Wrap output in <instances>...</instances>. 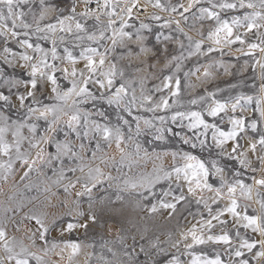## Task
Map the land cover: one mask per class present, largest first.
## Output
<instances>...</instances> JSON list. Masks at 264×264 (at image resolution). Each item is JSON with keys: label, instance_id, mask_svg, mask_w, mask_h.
Wrapping results in <instances>:
<instances>
[{"label": "rangeland", "instance_id": "rangeland-1", "mask_svg": "<svg viewBox=\"0 0 264 264\" xmlns=\"http://www.w3.org/2000/svg\"><path fill=\"white\" fill-rule=\"evenodd\" d=\"M212 2L237 7L212 8L209 0H107V7L105 0H27L15 8L23 13L13 18L15 28L13 20L0 21V96L7 98L0 99V146L7 148L0 150V264H15L8 257L21 248L29 264H192L194 258L200 264L217 258L220 264H264L256 255L264 252V236L243 220L256 217L264 226V185L256 183L264 180V19L251 30L244 19L264 16V7L260 0H244L245 7L240 0ZM201 8L216 12L219 21ZM224 21L231 39L239 35L243 44H226L223 31L209 38ZM82 53L95 61L94 74ZM41 58L56 70L43 69V77L38 72L33 89L31 68ZM73 83L75 91L66 96ZM121 86L119 103H109ZM81 87L90 95L77 96ZM216 104L223 110L208 115ZM192 111L220 131L235 130V139L217 146L213 128L189 129L188 119H171ZM73 115L79 121L69 127ZM233 119L244 121L243 131ZM196 161L208 170L200 186L183 173L177 178L176 167ZM232 200L238 217L224 211ZM193 234L205 242L195 243ZM225 234L229 243L208 240ZM243 241L256 246L249 250Z\"/></svg>", "mask_w": 264, "mask_h": 264}, {"label": "snow or ice", "instance_id": "snow-or-ice-1", "mask_svg": "<svg viewBox=\"0 0 264 264\" xmlns=\"http://www.w3.org/2000/svg\"><path fill=\"white\" fill-rule=\"evenodd\" d=\"M27 0H0V21H4V20H13V24H12V27L15 28L16 25H15V19H20L23 15V13L19 12V11H16L15 8L21 4V3H26ZM85 2H88V0H85ZM209 2L212 4V8H216V7H219L221 9H235L237 7V5L235 3H228V2H222V3H219V4H216V3H213L212 0H209ZM195 3H200V0H195ZM260 4L262 7H264V0H260ZM105 7H107V0H105ZM159 6V5H157ZM193 6L192 3H189L188 7L185 8L184 10L185 11H188L189 9H191ZM240 7H245V4H244V0H240ZM247 7L249 8H254L256 5L249 2L247 5ZM181 7H183V5H181ZM5 10H6V14H5ZM176 9L173 8V11H175ZM75 11V9L73 8V12ZM132 9L129 8L128 9V12L131 13ZM200 12L202 14H206L208 18H215L217 21H219V16L216 12L210 10L209 8H201L200 9ZM83 15V14H82ZM264 19V16H260L259 13L253 15L251 18L248 17V16H245L244 19L245 20H248L249 23L246 25L247 28L249 30H251L253 27H256L257 25L255 24V21L256 19ZM65 19H68V20H72L74 19L73 16H69V17H66ZM158 19V18H157ZM61 25V30L64 31V20L61 19L58 21ZM234 25H240V20L239 18H234L233 19V22H232ZM4 25H0V27H3ZM111 26V23L110 25ZM23 27L24 28H28L29 25L27 24H23ZM75 27L77 30H81L82 29V25L79 23V22H76L75 24ZM49 30L51 31H54L55 30V26L54 25H49ZM69 32L71 31V28L69 27L67 29ZM39 31V29H38ZM223 31L225 32V36H224V41L226 44H232V43H235V42H239L241 44H243L245 41L242 39L241 36L237 35L235 36V39H231V37L233 36V30H232V27L229 26V24L227 23V21H224L221 23L220 27L216 29V32L215 33H210L209 34V38H211L212 36H218L219 33ZM12 36L15 37L17 35V33L15 31H12ZM93 37H89V39H92ZM217 44L220 43V40L217 39L215 41ZM21 44L23 45H26L28 48H33V45L28 43L27 40H24V41H21L20 42ZM251 48H256L257 45L256 44H251L250 45ZM196 48L197 49H200L201 48V45L198 43L196 44ZM35 50L37 52L39 51H42L39 47V45H36L35 46ZM264 50V49H262ZM5 51H8V49L6 48ZM87 52H91L93 55L97 54L96 53V49L94 48H89V49H86ZM46 55V54H45ZM82 57L87 60V64L85 65V67L88 69V71L90 73H95L96 71V63L95 61L92 59L91 56H87V55H84L83 53L81 54ZM23 60L25 61H29L31 59H33V57H30L28 55H23L21 57ZM57 57H56V51H55V48L52 49V59L55 60ZM68 59L70 61H72L73 63H75V60L72 58L71 54L69 53L68 55ZM104 64V59H103V56L101 55V59L99 61V65L100 66H103ZM42 66V67H41ZM261 67L264 68V64H261ZM43 69H52V71L54 72L56 70V67L55 65H50L46 62L45 59L41 58L39 64H33L32 65V68H31V75L33 77V79L31 80V87L33 89H35L37 87V80L35 79L37 73L39 72L41 77L45 76L46 73L43 71ZM65 73L67 74V70H65ZM103 75L105 76H111V75H114V73H102ZM71 75L73 77L76 76V70L73 69L72 72H71ZM81 75H83V72H81ZM47 80L49 82H51L53 85L56 84V79L53 75H47ZM84 83L85 85L88 83V78H85L84 80ZM100 83V87L103 88L104 87V83L103 82H99ZM107 83L109 86L112 85L113 81L112 79H108L107 80ZM179 83V82H177ZM165 87H167V85H165ZM76 89V85L75 83H73V86L72 88H70L68 90V93H66L65 95H70L71 93H73ZM53 92H56V88L53 87ZM264 90V89H262ZM124 91L123 87L121 86L120 88H118L116 90V94H115V97L113 100H110L109 103H112V102H116V103H119V100H120V93ZM176 93H173V95H175ZM33 93L31 91L28 92V96H32ZM76 95L77 96H87V95H90V93H88V90L86 87H81L79 89L78 92H76ZM58 99H63V97H57ZM0 99H7L6 97H3V96H0ZM21 99V103H23V97L20 98ZM251 98H249L250 100ZM192 104H195L196 101L193 100L191 101ZM215 103V102H214ZM164 106L167 107V101H164ZM224 108V105L222 104H216L215 107L211 108L209 111H208V115L210 116H216L218 114V112L222 111ZM233 109H235V105H233ZM53 109L51 108H48L46 109V111L48 112H51ZM261 116L264 117V111H261ZM180 118V119H188L190 121V123L188 124V127L189 129H195V128H199V127H203L205 130H207L208 128H213V139L216 141V144L217 146H220L221 144H223L224 142H226L228 139H235L237 133L235 130L231 131V132H228V133H225L223 131H220L219 129H217L215 127V125H209L207 123H205L204 119H202L201 117V113L199 112H195V111H192V112H189V113H177L175 115H173L171 117V119L173 121H175L177 118ZM161 121H163L164 117H160ZM79 121V117L77 115H73L71 116L70 118V121H69V127H72L73 126V122H78ZM86 122V121H85ZM145 123H149L148 121H145ZM232 123L237 126L240 131H243V124H244V121L243 120H240V119H233L232 120ZM250 127H252L253 129H255V124L253 123L252 125H250ZM97 128H99V126L97 125ZM3 129H0V132H2ZM117 134L119 136V130L117 129ZM85 135H87V133H85ZM109 135V130L107 128L104 129V136L105 138L107 139ZM222 138V139H221ZM118 143H119V140H118ZM185 143H188L187 140H185ZM201 143H203V141H201ZM259 143L261 145H264V137H262L259 141ZM61 146L58 144L57 145V148L59 150ZM64 147H67L66 145ZM193 147H195V145L193 144ZM252 148L254 149L255 148V144L252 145ZM0 150H3V151H7V148L6 146H0ZM233 151H235V148H233ZM175 155V154H173ZM185 160H188V161H195L196 158L193 157V156H190V155H187L185 154L184 157H183ZM241 163H243V161H241ZM174 171L177 173V178H179V174L180 173H183L184 174V179L186 181H188L189 183H192L193 181L196 183L197 186H200V183H201V178H206L208 176V170L204 167V165L202 163H200L199 161H196L195 164H192V163H189L187 164L184 168H180V167H176L174 169ZM217 171H219V169H217ZM167 175V174H166ZM257 184H260V185H264V180H258L256 181ZM205 187H208V185H205ZM241 187L243 188L244 186L241 185ZM235 189L233 187H229L228 191L231 193L233 192ZM189 191L191 192L192 189L189 188ZM164 207H172L174 208L175 205L174 204H165ZM261 207L262 209H264V203L261 204ZM237 209V203L235 200H232V203H231V207H228L227 209H225L224 211H227L228 213H231L233 216H239L238 212L236 211ZM153 210H155L153 208ZM218 217H214V219H216ZM94 219V217H93ZM243 220L247 221V223L244 225V227H249V226H252L253 228V231H259L260 234L262 236H264V226H258L257 225V218L256 217H249L248 215H244L243 216ZM37 223H40L39 220H37ZM73 227L72 225H69V228ZM194 232V230H193ZM4 238V232L3 231H0V239H3ZM41 239H43V233H41ZM192 239L195 243H204L205 241L199 237H197L195 234H193L192 236ZM208 240L212 241H222L224 243H229V236L227 234L225 235H222V236H217V237H213V236H208ZM262 244H264V241H261ZM73 248L76 247V245H71ZM242 247L246 246L249 250H251L252 248H254L256 245L255 243H249L247 241H243L242 242ZM189 247H191V245H189ZM5 250L9 253H12V247L9 246L8 243L5 244ZM235 255L236 256H240L241 253L240 251H236L235 252ZM256 255L258 256H264V252H259L257 253ZM9 260H15V264H29V261H28V258H27V254H26V250L21 248V252L20 253H17L15 255H9L8 257ZM192 264H200L199 262V258H194L193 261H192ZM204 264H220V260L217 258L216 260H212V261H205ZM242 264H247V262H242Z\"/></svg>", "mask_w": 264, "mask_h": 264}]
</instances>
